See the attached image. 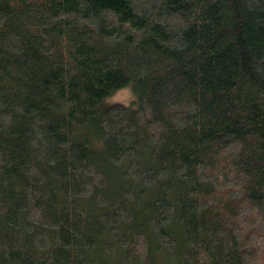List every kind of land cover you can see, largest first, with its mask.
<instances>
[{
  "label": "trees",
  "instance_id": "1",
  "mask_svg": "<svg viewBox=\"0 0 264 264\" xmlns=\"http://www.w3.org/2000/svg\"><path fill=\"white\" fill-rule=\"evenodd\" d=\"M0 264H264V0H0Z\"/></svg>",
  "mask_w": 264,
  "mask_h": 264
},
{
  "label": "rangeland",
  "instance_id": "2",
  "mask_svg": "<svg viewBox=\"0 0 264 264\" xmlns=\"http://www.w3.org/2000/svg\"><path fill=\"white\" fill-rule=\"evenodd\" d=\"M135 98L134 93L129 88H123L119 91L104 98L103 104L105 107L110 106L112 103H123L125 105L131 104V101Z\"/></svg>",
  "mask_w": 264,
  "mask_h": 264
}]
</instances>
